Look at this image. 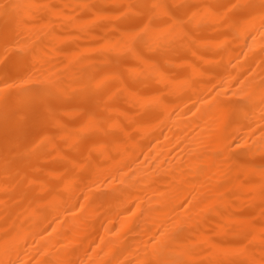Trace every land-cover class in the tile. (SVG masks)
<instances>
[{
  "label": "bare ground",
  "instance_id": "1",
  "mask_svg": "<svg viewBox=\"0 0 264 264\" xmlns=\"http://www.w3.org/2000/svg\"><path fill=\"white\" fill-rule=\"evenodd\" d=\"M0 264H264V0H0Z\"/></svg>",
  "mask_w": 264,
  "mask_h": 264
},
{
  "label": "rangeland",
  "instance_id": "2",
  "mask_svg": "<svg viewBox=\"0 0 264 264\" xmlns=\"http://www.w3.org/2000/svg\"><path fill=\"white\" fill-rule=\"evenodd\" d=\"M85 102H86V101H85ZM26 120H29V119L27 118ZM26 122H28V121H26Z\"/></svg>",
  "mask_w": 264,
  "mask_h": 264
},
{
  "label": "snow or ice",
  "instance_id": "3",
  "mask_svg": "<svg viewBox=\"0 0 264 264\" xmlns=\"http://www.w3.org/2000/svg\"><path fill=\"white\" fill-rule=\"evenodd\" d=\"M152 7H156L155 5H153Z\"/></svg>",
  "mask_w": 264,
  "mask_h": 264
}]
</instances>
